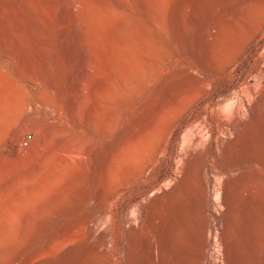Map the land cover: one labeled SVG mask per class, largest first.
Here are the masks:
<instances>
[{"label":"rangeland","instance_id":"1","mask_svg":"<svg viewBox=\"0 0 264 264\" xmlns=\"http://www.w3.org/2000/svg\"><path fill=\"white\" fill-rule=\"evenodd\" d=\"M193 189L264 264V0H0V264H138Z\"/></svg>","mask_w":264,"mask_h":264},{"label":"bare ground","instance_id":"2","mask_svg":"<svg viewBox=\"0 0 264 264\" xmlns=\"http://www.w3.org/2000/svg\"><path fill=\"white\" fill-rule=\"evenodd\" d=\"M255 141L256 140L250 142L251 150L255 148ZM201 193L202 192L193 189L187 192L185 196L178 195L176 201L174 200V204H172L167 212L168 225L166 227H162L163 221L161 218L155 217L146 226L142 223L140 224L139 216H135L137 218V220H135L137 221L135 223L137 226L134 230H136L138 236L143 238L141 240L142 249L144 253L148 254L147 259L144 253L138 255V264H208L207 247L210 240V224L209 217L206 213V206H208L206 205L207 202L205 204L206 206L199 204V195H201ZM253 196L254 192L252 190L245 191V198L248 200V205H250ZM206 197L208 198V195ZM188 218H194L192 222L197 225L198 230L195 229L197 231L191 227ZM217 222L221 226V221L218 217ZM189 227H191V229ZM185 228L187 232L185 242L182 244V253L177 255L173 246L174 233L177 229ZM240 244V240L236 235L231 237L229 247H231L233 251V256L235 258L234 264H241V255L239 252ZM219 253H223L221 248H219L218 255L214 258V264H225L220 260ZM244 261L245 260H243V262Z\"/></svg>","mask_w":264,"mask_h":264},{"label":"built area","instance_id":"3","mask_svg":"<svg viewBox=\"0 0 264 264\" xmlns=\"http://www.w3.org/2000/svg\"><path fill=\"white\" fill-rule=\"evenodd\" d=\"M28 144H29V138L28 139L27 138H24V140L22 142V146L27 147Z\"/></svg>","mask_w":264,"mask_h":264}]
</instances>
